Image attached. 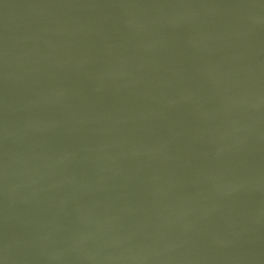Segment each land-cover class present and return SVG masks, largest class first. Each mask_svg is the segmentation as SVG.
<instances>
[{
    "label": "water",
    "instance_id": "water-1",
    "mask_svg": "<svg viewBox=\"0 0 264 264\" xmlns=\"http://www.w3.org/2000/svg\"><path fill=\"white\" fill-rule=\"evenodd\" d=\"M0 264H264V0H0Z\"/></svg>",
    "mask_w": 264,
    "mask_h": 264
}]
</instances>
